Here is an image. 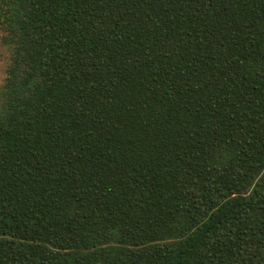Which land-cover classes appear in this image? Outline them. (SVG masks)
<instances>
[{"label":"trees","instance_id":"obj_1","mask_svg":"<svg viewBox=\"0 0 264 264\" xmlns=\"http://www.w3.org/2000/svg\"><path fill=\"white\" fill-rule=\"evenodd\" d=\"M0 264H264V0H0Z\"/></svg>","mask_w":264,"mask_h":264},{"label":"rangeland","instance_id":"obj_2","mask_svg":"<svg viewBox=\"0 0 264 264\" xmlns=\"http://www.w3.org/2000/svg\"><path fill=\"white\" fill-rule=\"evenodd\" d=\"M2 31L0 28V37H1ZM8 61V51L4 45L1 44L0 41V84L2 83L3 76H4V69L6 66V63Z\"/></svg>","mask_w":264,"mask_h":264}]
</instances>
